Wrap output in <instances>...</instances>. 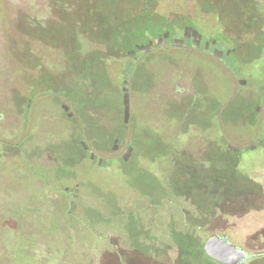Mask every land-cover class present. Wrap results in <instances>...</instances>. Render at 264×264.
Segmentation results:
<instances>
[{
	"label": "rangeland",
	"instance_id": "obj_1",
	"mask_svg": "<svg viewBox=\"0 0 264 264\" xmlns=\"http://www.w3.org/2000/svg\"><path fill=\"white\" fill-rule=\"evenodd\" d=\"M262 52L264 0H0V264H264Z\"/></svg>",
	"mask_w": 264,
	"mask_h": 264
},
{
	"label": "water",
	"instance_id": "obj_2",
	"mask_svg": "<svg viewBox=\"0 0 264 264\" xmlns=\"http://www.w3.org/2000/svg\"><path fill=\"white\" fill-rule=\"evenodd\" d=\"M204 249L207 255L223 264H240L248 256L243 246L235 244L227 235L220 233L209 235Z\"/></svg>",
	"mask_w": 264,
	"mask_h": 264
},
{
	"label": "flooded vegetation",
	"instance_id": "obj_3",
	"mask_svg": "<svg viewBox=\"0 0 264 264\" xmlns=\"http://www.w3.org/2000/svg\"><path fill=\"white\" fill-rule=\"evenodd\" d=\"M220 234H225V233H220ZM226 235V234H225ZM229 238V237H228ZM230 239V238H229ZM231 240V239H230ZM246 249V248H245ZM247 250V249H246ZM247 252H248V250H247ZM248 258H249V252H248V256H247V259L245 260V261H243V262H241L240 264H245V263H248ZM215 260V259H214ZM216 261V260H215ZM218 264H223V263H220V262H218V261H216Z\"/></svg>",
	"mask_w": 264,
	"mask_h": 264
},
{
	"label": "trees",
	"instance_id": "obj_4",
	"mask_svg": "<svg viewBox=\"0 0 264 264\" xmlns=\"http://www.w3.org/2000/svg\"><path fill=\"white\" fill-rule=\"evenodd\" d=\"M165 41V40H164ZM263 53V55H264V52H262ZM262 101V100H261ZM264 101V100H263ZM18 260V262H17V264H23L22 262H23V259L21 258L20 259V257H19V259H17Z\"/></svg>",
	"mask_w": 264,
	"mask_h": 264
}]
</instances>
